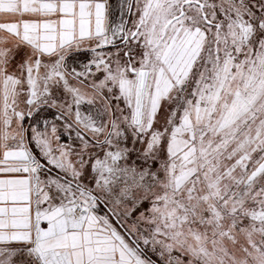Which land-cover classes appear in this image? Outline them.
Returning <instances> with one entry per match:
<instances>
[{
  "label": "snow or ice",
  "instance_id": "obj_1",
  "mask_svg": "<svg viewBox=\"0 0 264 264\" xmlns=\"http://www.w3.org/2000/svg\"><path fill=\"white\" fill-rule=\"evenodd\" d=\"M0 264H264V0H0Z\"/></svg>",
  "mask_w": 264,
  "mask_h": 264
}]
</instances>
